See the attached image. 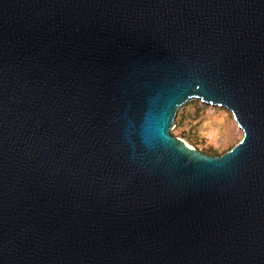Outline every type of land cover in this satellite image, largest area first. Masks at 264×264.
Segmentation results:
<instances>
[{"label":"water","instance_id":"obj_1","mask_svg":"<svg viewBox=\"0 0 264 264\" xmlns=\"http://www.w3.org/2000/svg\"><path fill=\"white\" fill-rule=\"evenodd\" d=\"M0 264H264V0H0Z\"/></svg>","mask_w":264,"mask_h":264},{"label":"rangeland","instance_id":"obj_2","mask_svg":"<svg viewBox=\"0 0 264 264\" xmlns=\"http://www.w3.org/2000/svg\"><path fill=\"white\" fill-rule=\"evenodd\" d=\"M169 133L211 156L224 154L242 138V131L228 110L199 100H190L179 108Z\"/></svg>","mask_w":264,"mask_h":264},{"label":"trees","instance_id":"obj_3","mask_svg":"<svg viewBox=\"0 0 264 264\" xmlns=\"http://www.w3.org/2000/svg\"><path fill=\"white\" fill-rule=\"evenodd\" d=\"M211 156V155H210Z\"/></svg>","mask_w":264,"mask_h":264}]
</instances>
